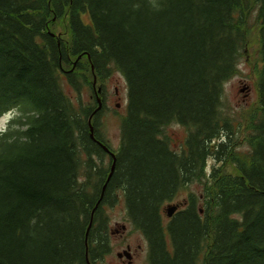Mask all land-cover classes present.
<instances>
[{"label":"trees","instance_id":"1","mask_svg":"<svg viewBox=\"0 0 264 264\" xmlns=\"http://www.w3.org/2000/svg\"><path fill=\"white\" fill-rule=\"evenodd\" d=\"M248 42L258 44L257 98L237 119L224 113L223 90ZM112 71L125 80L127 112L106 183L88 126L92 116L108 147L101 110L92 94L82 104L80 88ZM8 110L17 112L0 134V264H101L104 207L117 192L148 264H264V0H0V116ZM172 124L186 133L178 150ZM190 184L199 194L164 224L162 204Z\"/></svg>","mask_w":264,"mask_h":264},{"label":"rangeland","instance_id":"2","mask_svg":"<svg viewBox=\"0 0 264 264\" xmlns=\"http://www.w3.org/2000/svg\"><path fill=\"white\" fill-rule=\"evenodd\" d=\"M252 20V16L250 21ZM252 32V38L254 32ZM55 33L61 37V28L59 26L55 27ZM246 54H248V61L242 58L239 62L238 74H236L232 79L224 85L223 90V109L224 113L229 115H234L240 118L247 111L245 108L251 105V102L255 101L257 98L256 92V75L255 71L259 68V63L256 59L258 58V44L257 42H248L246 49ZM104 87L102 97L105 98V107L100 118H98L99 134L102 136L105 143L110 149L117 150L120 143V119L119 115H124L126 112V85L122 76L117 71H112L106 82L101 83ZM61 89L64 94L76 102V97L78 93L74 90L66 81L65 76L61 73L60 80ZM80 95L82 98V104H86L89 100H92L90 94L94 96V92L85 86H82ZM243 89V91H241ZM17 111L14 110L12 113H6L0 117V130H6L9 122L12 118H15ZM184 129L176 124L169 125L166 128V133L171 140V146L173 150H178L184 142ZM99 158V157H98ZM96 156L93 161L96 164L104 163L109 166L108 158L98 159ZM210 165L211 162L209 161ZM199 184H190L184 187L173 199V203L179 205L180 210L185 209L188 194L192 191L199 194ZM120 196V195H119ZM168 203V202H167ZM167 203L162 206V217L163 222L166 224L171 219L167 218L163 212V209ZM201 203H198V208L201 207ZM107 236H106V247L108 253L103 256L101 262L103 264H127L124 256L122 259L117 258V253H123L127 249V245L131 248L132 258L130 264H148L146 260L147 250L146 244L139 231H135L125 215V208L122 200L117 202L112 208H107Z\"/></svg>","mask_w":264,"mask_h":264},{"label":"water","instance_id":"3","mask_svg":"<svg viewBox=\"0 0 264 264\" xmlns=\"http://www.w3.org/2000/svg\"><path fill=\"white\" fill-rule=\"evenodd\" d=\"M91 70H92V67H91ZM95 82H96V79L95 77L93 78V87L95 88ZM97 92H100V88L98 87ZM89 130H90V137L93 138V129H92V126L89 124ZM105 151H108L104 146H101ZM112 156V154H111ZM114 158V157H113ZM114 163H115V159H113V164H112V167H111V173L109 175V177L111 176L112 172H113V169H114ZM109 179V178H108ZM176 210V207L175 206H169L167 208V215L168 216H171L173 214V212ZM127 256V254H126Z\"/></svg>","mask_w":264,"mask_h":264}]
</instances>
